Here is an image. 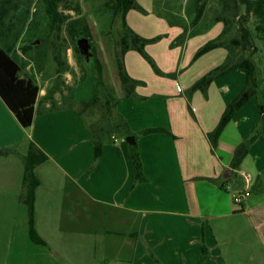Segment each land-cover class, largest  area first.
<instances>
[{
	"label": "crops",
	"instance_id": "0c3cea01",
	"mask_svg": "<svg viewBox=\"0 0 264 264\" xmlns=\"http://www.w3.org/2000/svg\"><path fill=\"white\" fill-rule=\"evenodd\" d=\"M133 14L128 10L125 19L134 31L155 34L156 20L144 15L137 23ZM216 28L187 39L181 65L223 25ZM174 34L146 46L163 71L174 68L177 49L168 47ZM131 50L125 67L142 84L133 96L120 89L115 110L132 133L164 129L135 137L143 180L135 178L124 136L106 140L95 154L91 130L74 104L51 107L40 86L25 127L0 97V148L13 149L0 155V264H198L202 244L207 255L201 264H264V139L230 166L258 118L255 96L234 112L214 147L208 135L243 88L245 71L232 67L211 81L206 95H189L187 88L222 61L225 49L207 51L179 74L181 87ZM30 140L47 155L34 169V227L44 243L31 238L21 199ZM246 189L237 207L233 195Z\"/></svg>",
	"mask_w": 264,
	"mask_h": 264
},
{
	"label": "rangeland",
	"instance_id": "374dc122",
	"mask_svg": "<svg viewBox=\"0 0 264 264\" xmlns=\"http://www.w3.org/2000/svg\"><path fill=\"white\" fill-rule=\"evenodd\" d=\"M15 1H17V5L14 7L13 3ZM105 1L57 0L59 18L61 19L62 11L64 21L53 22L47 13L46 0H12L9 12L5 16V22L0 23V31L2 32L0 33V44H6V42L13 44V52L19 55L22 62V73L33 76L36 79L44 90L43 97L45 101L49 105L57 106L69 103L74 104L83 112V118L86 119L88 124H96L104 116V110L101 106L104 99L101 98L98 102H90L88 105H84L80 101V99H88L94 94L97 86V70L94 66L93 56H91L89 61H86L80 49L79 51L75 50V46H78V36H75L69 25H75L71 21L76 18H86L91 33L87 39L100 64V78L103 87L111 96L116 98L120 93V89H122L115 56V38L121 33V20L120 17L113 16L111 8L104 6ZM137 2L142 9H130L134 13L133 19L137 23L139 18L144 17V15L157 21V31L151 36H156L157 39L147 43L146 46L149 44L155 45L160 40L168 39L172 31L176 34H174V38L169 41L168 45L169 49H177L173 71H163L164 67L158 65L156 59L147 51L146 46L147 53L152 57L157 67L159 66L158 72L152 68L150 63L139 52L131 50V53L142 57L149 64L152 71H156L155 73L158 76L173 79L175 86L180 81L178 75L189 69L200 56L206 53L195 56L197 50L208 40L197 46L190 58H185V63L181 65L184 57L182 48L185 42L191 37L201 39L213 34L217 29V25H223V21L215 20L217 16L225 17L227 15L230 21V28L223 36L225 42H228L232 37H240L237 20L231 15L232 8H228L222 13L221 1L219 0H137ZM201 4L204 5L202 16L197 22H193L197 8ZM65 5H70L71 8ZM74 5L79 7L80 13L76 11L77 9L74 8ZM239 10L243 11V5H239ZM10 18L13 21V26L12 30L8 31L6 26ZM251 22L252 20L250 19L249 23ZM175 30L177 31L174 32ZM3 32L8 33V35H4ZM180 37H184V39H179ZM32 40H37L36 44H32L33 47L29 52L23 53L21 46ZM239 47H237L238 51L242 53L243 50ZM216 48L221 49V51L225 49L226 55H224L220 63L213 65L211 69L223 63L227 57L228 51L224 45ZM250 51L254 53L253 58H259L260 64L257 62V65L262 79L260 88L264 99V71L262 70L264 46L259 38H256L255 44L252 45ZM124 62L126 65L125 57ZM196 66L197 63H195L194 67ZM134 79L138 81L135 87L142 84V80ZM178 84L180 87L182 86L181 83L178 82ZM189 88H187V92H189ZM255 100L259 112V95L255 96ZM260 115L259 113L255 124L259 123ZM263 127L262 120H260L256 128L257 132H261ZM117 135L121 136L120 133H117ZM103 142H106V139ZM261 179H264V171L261 173ZM255 190L253 187V195L256 194ZM262 194L264 195V192ZM234 205L240 206L236 202H234Z\"/></svg>",
	"mask_w": 264,
	"mask_h": 264
},
{
	"label": "trees",
	"instance_id": "16d2710c",
	"mask_svg": "<svg viewBox=\"0 0 264 264\" xmlns=\"http://www.w3.org/2000/svg\"><path fill=\"white\" fill-rule=\"evenodd\" d=\"M47 1V13L50 15L53 22L61 20L64 21L61 11V19L57 11V0H46ZM221 1V12L224 13L226 9L232 8L231 15L237 20V26L240 32V37H232L225 42L223 36L227 33L230 28V21L228 16L225 17L217 16L215 20L223 21V28L221 32L212 39H209L202 45L195 56L203 54L215 47L224 45L227 48L226 60L210 69L208 72L203 74L200 78L192 83L188 94L190 95L194 90H200L206 95V90L211 81L218 75L226 72L232 67L239 66L245 71L246 80L243 88L238 94L226 105L223 110L218 123L215 128L209 132V140L211 146L216 145L217 138L225 125L233 116L234 112L245 103L251 96L259 95V117L262 120L264 126V99L260 88L261 75L259 73V58H253V52L250 51L252 45L255 44L256 38L262 41L264 46V0H219ZM231 2V4H230ZM12 0H0V23L5 22V16L9 12L10 4ZM17 1L13 3L15 7ZM239 5H243V11L239 10ZM67 6V5H65ZM70 7V5H68ZM67 6V7H68ZM106 8H111L114 17H120L121 20V33L115 38V56L117 60V71L121 81V86L124 91V96H133L135 94V84L138 82L131 75H129L124 62V55L127 50L133 49L141 54L146 59L154 70L159 68L154 63L152 57L147 53L145 46L147 43L157 39L154 37H144L134 31L126 22L125 15L130 9H142L137 0H106L104 2ZM71 8V7H70ZM76 11L80 13V9L77 5H74ZM204 5L201 4L197 8L196 15L193 22H197L202 16V9ZM118 15V16H117ZM252 20L249 23V20ZM75 25L70 24V28L75 33V36H90V29L88 27L86 18H76L73 21ZM78 25V26H77ZM13 21L11 18L6 26L7 30H12ZM0 33H2L0 31ZM4 35L8 33L3 32ZM77 38V39H78ZM179 39H184L180 37ZM33 41V40H32ZM32 41L26 42L21 46L23 53L30 51ZM241 47L239 52L237 47ZM239 47V48H240ZM75 50L79 51L78 46H75ZM92 56L94 57V66L97 70V86L95 87L94 94L88 99H80L84 105H88L90 102H98L103 98L101 106L104 110V116L98 120L96 124H88L87 126L91 130V138L94 143L95 154L98 153L103 140L112 139L117 137V133L121 136L131 137L132 140L129 142L130 156L134 169L136 180L145 179L140 155L136 146L135 137L137 134L149 133L157 130H164L162 128H144L137 133H132L126 120L115 110L117 98L111 96L103 87L102 80L100 78V64L98 59L95 57V53L92 49ZM261 66V65H260ZM22 62L17 53L13 52V44L6 42V44H0V97L3 99L8 108L14 113L15 117L22 126H29L33 121L34 116V104L39 94L40 85L36 82V79L30 75L22 74ZM262 70L264 71V63L262 64ZM155 71V72H156ZM158 72V71H157ZM51 107H57V105H50ZM79 112H83L79 109ZM255 124L247 136L236 146L232 159L230 161L231 167H237L244 156L247 154L251 144L257 139H264V127L261 132H257V125ZM117 135V136H116ZM12 148H0V155L7 154L12 151ZM47 159V155L32 141H29L27 153L24 155V173H23V187L24 193L21 195L22 201L27 206L28 212V225L29 233L31 238L40 243L44 241L37 236L34 227V200H35V189L39 183V180L35 174V166ZM207 255V249L202 244L201 254L198 260V264H201Z\"/></svg>",
	"mask_w": 264,
	"mask_h": 264
},
{
	"label": "water",
	"instance_id": "95a60500",
	"mask_svg": "<svg viewBox=\"0 0 264 264\" xmlns=\"http://www.w3.org/2000/svg\"><path fill=\"white\" fill-rule=\"evenodd\" d=\"M36 42H37V40H33L32 44H36ZM77 44H78V47H79L82 55L84 56V59L86 61H89V59L92 56V50H91V47H90V44L88 42L87 37H85V36L79 37L77 39ZM126 140L128 142H131L132 138L131 137H126Z\"/></svg>",
	"mask_w": 264,
	"mask_h": 264
},
{
	"label": "built area",
	"instance_id": "2783aa9c",
	"mask_svg": "<svg viewBox=\"0 0 264 264\" xmlns=\"http://www.w3.org/2000/svg\"><path fill=\"white\" fill-rule=\"evenodd\" d=\"M178 89H180V87H178ZM246 180H247V181L249 180V176H248V175H246ZM248 194H249V190L246 189V190L244 191V193H241V194H234V195H233V200H234V202H236V203H240L241 200H242V198H243V196H247Z\"/></svg>",
	"mask_w": 264,
	"mask_h": 264
}]
</instances>
